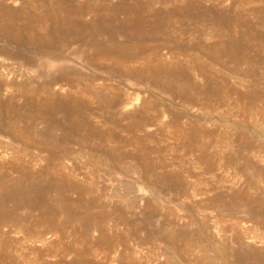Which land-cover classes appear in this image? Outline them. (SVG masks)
I'll list each match as a JSON object with an SVG mask.
<instances>
[{
	"label": "rangeland",
	"instance_id": "rangeland-1",
	"mask_svg": "<svg viewBox=\"0 0 264 264\" xmlns=\"http://www.w3.org/2000/svg\"><path fill=\"white\" fill-rule=\"evenodd\" d=\"M0 264H264V0H0Z\"/></svg>",
	"mask_w": 264,
	"mask_h": 264
},
{
	"label": "bare ground",
	"instance_id": "bare-ground-1",
	"mask_svg": "<svg viewBox=\"0 0 264 264\" xmlns=\"http://www.w3.org/2000/svg\"><path fill=\"white\" fill-rule=\"evenodd\" d=\"M137 99H138V98H137ZM137 99H136V101H137ZM127 102H128V101H127ZM131 104H134V103H133V102H130V100H129L128 105H131ZM131 106H132V105H131ZM125 107H127V106H125ZM248 107H249V106H248ZM260 111H261V110H260ZM42 236H43V235L40 234V235H39V238H42V240L44 241V237H42ZM42 240H41V241H42ZM43 241H42V242H43Z\"/></svg>",
	"mask_w": 264,
	"mask_h": 264
}]
</instances>
